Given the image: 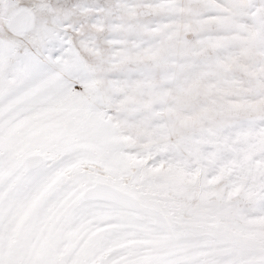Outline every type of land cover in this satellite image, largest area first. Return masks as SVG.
<instances>
[{
    "label": "snow or ice",
    "instance_id": "snow-or-ice-1",
    "mask_svg": "<svg viewBox=\"0 0 264 264\" xmlns=\"http://www.w3.org/2000/svg\"><path fill=\"white\" fill-rule=\"evenodd\" d=\"M0 264H264V0H0Z\"/></svg>",
    "mask_w": 264,
    "mask_h": 264
}]
</instances>
